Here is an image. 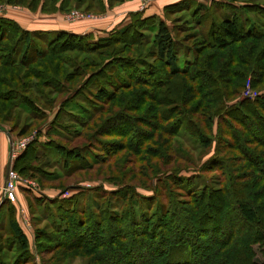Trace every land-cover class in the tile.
<instances>
[{"label":"trees","instance_id":"obj_1","mask_svg":"<svg viewBox=\"0 0 264 264\" xmlns=\"http://www.w3.org/2000/svg\"><path fill=\"white\" fill-rule=\"evenodd\" d=\"M104 1L106 0H101V3ZM6 2L25 4L26 0ZM224 8L225 13L218 21L210 17L213 13L211 6L197 0H180L165 5L163 15L146 16L142 10L133 11L128 23L115 27L102 36H96L93 32L82 34L69 30H54L55 37L49 40L47 38L49 31L28 30L15 19L0 15V128L14 119L9 130L12 133L20 125L22 111L30 109L32 112L40 110L47 113L45 106L40 103L41 100L46 99L45 104L49 105L48 96L71 94L60 102L55 115V127L53 126L56 132V128L58 129L64 140L50 139L43 145L50 148V151L55 150L60 160H66L65 162L78 160L80 164L76 167H80L87 160L85 153H90L89 150L94 148L96 136H109L110 133L104 134V128L110 122L122 118L130 122L127 118L131 121L134 118L127 116L129 111H135L134 109L146 111L157 107L161 113V122L172 119L173 121L170 126L167 124L162 126L159 121L153 127L155 132H150L148 138L140 134L141 126H136L138 138L135 140L137 142L139 139V143L130 156L134 157L133 167L139 164L142 172L146 170V173L152 176L151 188L154 194L144 196L134 188L123 189V192H120L121 188L108 190L107 194H113L122 200L130 195L149 203L158 202L156 198L166 194L165 197L170 198L171 211L176 213L175 218L179 219L181 215L178 216L176 208L183 209L185 202L174 198V185L190 196L187 202L189 204L193 203V198L203 199L214 191L206 184L200 192L196 191L200 185L199 175L203 171L200 168L196 169L199 172L194 176L181 174L183 170L191 169L186 167L171 168V171H168L170 168L168 170L163 168L160 171L164 172L157 176L161 172L154 162L162 161L165 156L166 161H176L180 151L176 139L189 134L199 140L200 146L209 148L216 143L215 153L211 159L217 160L225 169L229 188L225 193L229 192L232 196L234 210L242 223L256 226L253 234L264 238V24L261 23V19L264 20V5L239 6L229 0L225 2ZM183 10L189 11L194 17L199 30L189 32L188 29L176 24L171 26L168 23L170 12ZM250 13L256 15L255 20H252ZM177 28H182V33H188L184 35L185 40L178 38ZM124 47L133 48L139 55L119 61L118 65L114 64L116 61L113 59L119 57ZM70 52H76L73 58L67 55ZM92 67L96 68L94 72L90 74L84 72ZM105 73L110 77L107 75L105 79ZM83 74L84 79L79 80L77 84L75 81L81 79ZM248 77L252 80V86L259 89L260 93L254 98L237 99ZM41 79L43 81L40 84L35 82ZM84 85L92 86L89 91L92 94L84 96L82 92ZM133 100L135 107L128 108L127 104ZM58 101L52 98V106ZM68 107L77 113L68 110ZM174 115L179 116L173 118ZM65 116L73 118L80 128L71 131L72 127L69 125L56 123ZM134 121L135 125L144 124L138 120ZM124 126L125 124L121 125ZM67 129L69 130L65 136L61 134ZM140 129L142 131V128ZM22 131L24 133L25 129ZM113 135L112 142L102 143V146L105 144L104 148L109 146L104 159L100 160L97 157L98 162H109L114 157L119 158L115 159L117 161L122 160L125 156L119 155L128 149V139L132 142L135 138L131 130H120L119 138L116 140H113ZM140 136L143 139L139 138ZM75 138L80 141L73 147L68 146V142L72 143ZM41 147L40 143H32L15 158L13 166L22 171L28 167L20 163L24 156L28 157L27 160H37L43 155H48ZM92 159L95 161L96 157L93 156ZM241 163H244L242 174H237L238 170L232 171L234 168L238 169L237 164ZM249 171L251 172L248 173ZM155 177L156 181L153 180ZM157 180L161 183L164 194L160 190L157 191ZM241 180L246 181L238 184ZM92 189L99 190L89 188L88 191ZM86 191L87 189L83 190ZM256 193L258 197L254 198ZM82 195L62 200L66 202L57 207V217L60 218L62 229L60 230L69 232L70 236L79 241L75 245H68L70 249H93L100 246L96 236L98 232L91 230L92 228L88 230L84 228L85 214L91 212L83 207L82 202L79 201L78 204V198L80 200ZM215 201L212 205L219 213L225 204L219 196ZM157 206L166 208L165 203ZM193 209L194 206L187 208V212ZM194 213L191 212L193 215ZM201 217L199 214L195 223H199ZM134 221L133 217L132 225L136 224ZM208 224L202 222L199 225H204V228L210 226ZM10 226L19 242L22 259L28 251L27 236L16 219H10ZM158 227L160 225L157 223L153 224L150 232L146 229L144 233L136 231L137 228L134 229L133 226L128 230L130 238L125 247L119 240L126 238L121 230L115 231L117 236L112 230L109 241L114 246L119 244L121 246L119 249L124 247V250H119L115 254L113 252L105 254L106 258L99 252L101 258L96 259L94 263L188 264L194 260H191V254L188 253L192 250L190 245L185 244L187 235L178 234L176 242L166 248L167 245L164 243L167 238H164L165 242L161 241L163 233L157 232ZM177 227L179 228V225ZM185 229L182 226L179 231ZM192 233L197 236L196 230L193 229ZM146 234L152 237V240L145 244L140 237ZM243 237L240 239L248 247L252 240ZM136 244H145L146 252L132 254L134 250L138 251L134 247ZM122 251L125 253L121 254ZM27 261L29 260L25 262ZM205 261L195 264H206Z\"/></svg>","mask_w":264,"mask_h":264},{"label":"rangeland","instance_id":"obj_2","mask_svg":"<svg viewBox=\"0 0 264 264\" xmlns=\"http://www.w3.org/2000/svg\"><path fill=\"white\" fill-rule=\"evenodd\" d=\"M131 1L133 0H106L102 4L101 0H26L25 4H8L6 0H0V5L5 6V8H21V10L25 8L31 11H36L40 8L41 11L45 13L62 12L68 23L91 24L92 22L99 23L111 18V12L120 9L125 3ZM141 1L143 2V0ZM197 1L211 6L213 13L210 17L219 21L225 13V2L229 0ZM231 2L239 6L246 4L264 5V0H231ZM38 3L39 5H37ZM74 11L78 12L80 16L73 18L72 12ZM250 16L252 20L256 19V15L253 16V13H250ZM167 20L171 26L172 24H176L183 29H188L189 32H196V30L200 29L189 11H172L168 14ZM261 23L264 24V20L261 19ZM182 28H177L179 30L178 38L185 40L184 35L186 36L188 33H182ZM94 30V33L99 34L98 28H94ZM54 37L55 32L50 30L47 33L48 40ZM189 43H192V41H189ZM147 50L146 48V51ZM75 53L76 52H70L67 55L73 58ZM136 55H139V53L133 50V48L128 49L124 47L119 53V57L114 58L113 61H116L114 64L118 65L119 61ZM95 70L96 68L92 67L86 69L84 72L90 74ZM107 75L108 73L104 74L105 79H107ZM84 76L83 74L81 79H77L75 82L78 84L79 80L82 81L84 79ZM108 76L110 77V75ZM42 81L41 79L35 82L40 84ZM249 85L254 91L259 90L252 86V80L248 77L245 82V87L237 99L250 98L245 95ZM91 88V85H84L82 90L84 96L92 94L89 93ZM50 96L47 98L49 105L45 104L47 103L46 99L40 101V103L45 106L44 108L47 110V113L40 110H33L32 112L30 109L28 111H22L20 125L16 130L12 131V133L9 130L11 129L14 119L3 125V129L8 130L12 137L10 140L11 155L13 154L12 161L10 162L11 169L18 174L20 180L15 186L17 200L13 201L5 197L6 202L3 203L4 205L0 211V264H56V262L57 264H97L94 263V261L101 258L99 252H101L103 258H106L110 252L115 254L118 253L119 250H124L125 244L129 242L128 238H130L128 230L133 226L134 229L137 228L136 231L139 230V232L145 233L146 229L150 232L152 225L156 223L160 225L157 232L163 233V239L160 236L158 237H160L161 241H163L165 237L167 238L166 242L164 240V244L167 245L166 248L169 244L176 242L178 234L188 236L185 244L188 243V245H190L192 250L189 251L188 249V253L191 254V260L194 259L192 260L194 262L190 261L188 264H195L204 260H206V264H264V238L256 237L253 234L254 230L257 228L256 226H248L242 223L234 210L232 196L229 192L225 193L226 189L229 190L227 187L228 182L225 169L222 168L217 160L211 159L212 154L215 153L216 143L209 148L203 147L200 146V142L197 138L195 139L189 134L181 135L176 139V141L178 140L177 144L180 148L176 161H166L165 156L162 161L154 162V165L159 168V171L163 168V170H168L170 168L168 171H171V168H191L181 172V174L186 176L198 174L199 171L196 169L200 168L203 171L199 175L200 185L196 191L200 192L205 184L210 186L211 190H214L209 197L203 199L192 197L193 203L189 204L187 202L190 196L181 192L178 186L174 185V198L178 201L181 200L185 202L183 209L176 208L178 216L181 215L179 219H176L175 217H177V215L171 211L172 206L169 203L170 198L165 197L166 194L156 198L158 202L151 201L149 203V201H141L130 195L127 199L122 200L106 192L119 188H121L120 192H123V189L128 190L134 188L144 196L154 194V190L151 188L152 176H149L146 170L142 172L139 164L133 167L132 160L134 157L130 156L137 149L139 143V139L137 142L135 140L138 138V134H136L135 130L136 126H141L140 128H142V131L139 128L140 134L146 135L145 138L149 137L150 132H155V128L153 127H155L162 118L157 107L146 111H144V109L142 111L134 109L135 111H129L127 113V116L134 118V120L144 122V124L135 125L136 121H131L129 118H127V120H130V122H126L124 118L110 122L104 128V134L110 133L109 136H96L95 140L97 141L94 142V148L89 150L90 153H85L88 161L86 160L84 164L82 163L83 165L81 164L80 167H76V165L80 164L78 160H70V162L60 160V156L55 150L51 149L52 151H50V148L43 145L50 139L64 140L61 135H59L60 132L57 128V132L55 131L54 121L55 115L60 107V102L64 98L70 97L71 94L64 93ZM52 98L59 100L56 103L54 102V106H52ZM134 100L135 102L137 101L136 99ZM134 100L127 104L128 108L135 107ZM71 108H73V106ZM71 108L68 107V110L77 113V111L73 110L74 108ZM18 110L17 108L16 113L19 112ZM178 116L179 115H174L173 118H177ZM172 121L173 119L164 122L160 121V124H162V126L166 124L170 126ZM56 123L69 125V127H72L70 129L71 131L80 128L73 118L70 119L67 116L61 117ZM122 124H125V126L121 127ZM120 127L121 129H119ZM22 129H25L24 133ZM68 130L69 129H67V131H61V134L64 135L68 133ZM120 130H131L135 137L132 142L128 139V149L119 155L123 157L127 156V158L124 157L125 159L123 158L117 161L115 159L119 158L114 157V159L109 162H98V159L102 160L105 158L106 149L109 146L104 148L103 146H105V144L102 146V143L112 142L111 135L113 134V140L118 139ZM139 138L143 139L142 136ZM79 141V139L75 138L72 143L68 142V146L73 147ZM34 142L40 143L43 152H47L48 155H43L42 158L37 160H27L28 157L24 156L20 163L22 166L26 165L28 167L26 169L24 168L22 171L17 170L13 166L15 158L29 148ZM63 143L67 144V142ZM230 152L233 153V151ZM93 156L96 157L95 161L92 159ZM243 164L244 163L237 164L238 169L234 168L232 171L238 170L236 173L242 174ZM160 172L161 173L157 174V176L161 175L164 171ZM250 172L251 171L248 173ZM156 177L153 180L156 181ZM245 181L246 180H241L238 184H243ZM157 183V191L160 190L164 194L161 183H159L158 180ZM89 188H97L99 190L94 191V189H92L88 191ZM85 189H87V191L83 192ZM251 192H254V190H251ZM80 194L83 195L80 200L78 198V204L79 201L82 202L83 207H86L88 211L91 212L90 214H85L86 224L84 228H86V230L92 228L91 230H96L98 232L96 236L100 242V246L97 248L70 249L67 247L68 245H75L79 243V241L70 236L69 232L66 233V231H61L60 218L57 217L58 205L64 202L62 200H69L73 196ZM218 196L223 199V203L225 204L223 210L219 213L212 205L213 202H216L215 200ZM257 197L258 194L256 193L254 198ZM160 203H165L166 208H158L157 205ZM192 206H194V209L191 211L192 213H194L198 207L194 215L191 214V212H187V208ZM199 214H201L202 217L199 223H195ZM225 216L227 218H225ZM133 217L135 218L134 222H136V224L132 225L131 220ZM190 217H192V219H190ZM10 219L17 220L28 239V251H26V255H23L22 259L20 258L21 248L11 229ZM202 222H208L210 226L203 228L204 225H199ZM97 223L98 225H96ZM178 225L179 228L177 227ZM182 226L186 228L183 230L184 232L179 231ZM117 229L121 230L123 236L126 237L119 239L120 243L124 244V247L121 249H119V247H121L119 244L114 246L109 241L110 232L112 230L115 232ZM193 229L196 230L197 236L193 235ZM242 236L252 240L248 247L246 244L242 243V239H240ZM140 238L145 241V244L152 240V237L147 234L145 236L142 235ZM85 244H88L87 241H85ZM145 244L134 245L138 251L134 250L132 254L136 255L139 251L146 252L147 247ZM218 249L220 250L218 251ZM124 253L125 251L121 252V254ZM105 254L107 255L104 256ZM29 255H31L30 258H28ZM26 260L29 261L25 262ZM185 263L186 262H182V264Z\"/></svg>","mask_w":264,"mask_h":264},{"label":"crops","instance_id":"obj_3","mask_svg":"<svg viewBox=\"0 0 264 264\" xmlns=\"http://www.w3.org/2000/svg\"><path fill=\"white\" fill-rule=\"evenodd\" d=\"M180 0H152L147 4H143L141 0H133L125 3L120 9L111 12L112 17L103 20L99 23L92 22L91 24L84 23H68L65 20L62 12L45 13L39 8L36 11L29 9H13L6 8L4 16L15 19L21 26L28 30H69L76 33H91L95 32L94 28H98L99 34L96 36L105 35L108 31L115 27H120L131 20V12L142 10L144 15L153 14L162 15L165 5L178 2ZM114 16V17H113ZM8 130L0 128V202L4 197V184L7 180V172L10 162L12 161L10 137L7 134Z\"/></svg>","mask_w":264,"mask_h":264},{"label":"built area","instance_id":"obj_4","mask_svg":"<svg viewBox=\"0 0 264 264\" xmlns=\"http://www.w3.org/2000/svg\"><path fill=\"white\" fill-rule=\"evenodd\" d=\"M152 0H143V4H147L149 2H151ZM16 7V6H14ZM6 12V8L3 5H0V15H4ZM80 15L78 14V12L74 11L72 12V17L73 18H77ZM251 86H248V89L246 90L245 95L250 97V98H254L256 96L259 95L260 92L258 91H254L253 89L250 88ZM13 155V154H12ZM20 180V178L18 177V174H16L14 171H12V169L10 168L9 172H8V177L7 180L4 184L3 190H4V195L5 197L16 201V191H15V186L17 184V182Z\"/></svg>","mask_w":264,"mask_h":264},{"label":"water","instance_id":"obj_5","mask_svg":"<svg viewBox=\"0 0 264 264\" xmlns=\"http://www.w3.org/2000/svg\"><path fill=\"white\" fill-rule=\"evenodd\" d=\"M6 132H7V134L9 135V137H10V140H11V139H12V137H11V134H10V132H9V131H6ZM10 168H11V164H9V167H8V172H9ZM8 172H7V176H8ZM4 202H5V195H4L3 199H2V201L0 202V207H1V205H2Z\"/></svg>","mask_w":264,"mask_h":264}]
</instances>
